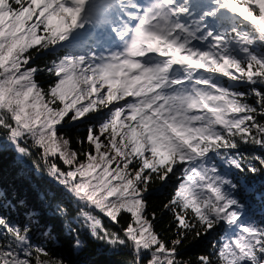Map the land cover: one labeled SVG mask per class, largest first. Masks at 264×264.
Returning a JSON list of instances; mask_svg holds the SVG:
<instances>
[{
	"label": "snow or ice",
	"instance_id": "6c2138e0",
	"mask_svg": "<svg viewBox=\"0 0 264 264\" xmlns=\"http://www.w3.org/2000/svg\"><path fill=\"white\" fill-rule=\"evenodd\" d=\"M6 150L52 186L0 187V264H264V0H0Z\"/></svg>",
	"mask_w": 264,
	"mask_h": 264
},
{
	"label": "trees",
	"instance_id": "16d2710c",
	"mask_svg": "<svg viewBox=\"0 0 264 264\" xmlns=\"http://www.w3.org/2000/svg\"><path fill=\"white\" fill-rule=\"evenodd\" d=\"M42 61L47 57H42ZM84 127L79 126L72 130V134H83ZM258 182L260 178H257ZM51 182L43 176L34 173L28 163L19 161L11 151L6 150L0 155V187L7 192L12 198H20L28 201L29 205L36 207L43 214L45 212L39 199L42 191L51 187ZM167 192L163 188L154 185L149 202L152 208L157 210L158 216L163 215L161 212L162 203L166 199ZM168 216L164 215L163 220L157 225L160 228ZM35 241L41 240L39 234L34 238ZM85 247L83 250L74 251L67 246L64 238L55 244L56 254L62 256L68 261V264H119L124 259L122 255H116L106 250L104 246L92 242L85 237ZM190 251L188 255H192Z\"/></svg>",
	"mask_w": 264,
	"mask_h": 264
}]
</instances>
